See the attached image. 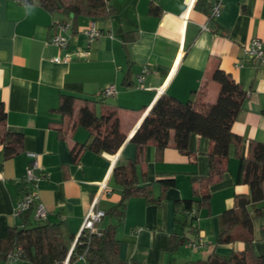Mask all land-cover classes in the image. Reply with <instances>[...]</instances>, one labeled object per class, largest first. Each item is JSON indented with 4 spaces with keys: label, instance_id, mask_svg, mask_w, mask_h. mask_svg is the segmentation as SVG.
Segmentation results:
<instances>
[{
    "label": "crops",
    "instance_id": "0c3cea01",
    "mask_svg": "<svg viewBox=\"0 0 264 264\" xmlns=\"http://www.w3.org/2000/svg\"><path fill=\"white\" fill-rule=\"evenodd\" d=\"M214 1L106 0L112 14L96 22L101 35L88 44L82 30L90 20L80 18L76 31L68 30V48L62 51L50 38L67 23L66 15L49 13L37 4L0 0V103L7 114L6 126L23 133L17 155L4 159L0 146V238L19 223L14 212L24 193L29 153L36 155L40 167L36 173L42 175L38 201L47 211L46 220L62 223L63 234L73 237L69 249L102 183L108 187L98 202L104 216L95 228L116 224L106 213L120 197L112 170L118 160L134 159L130 139L137 125L162 94L186 102L207 82L204 101L214 103L219 85L211 77L216 68L230 74L247 94L232 125L243 138L239 153H247L249 140L264 142V62L247 52L252 38L264 42V0H221L220 15L210 20ZM151 6L158 12L153 13ZM57 56H68V61L55 62ZM111 86L114 92L107 101L118 107L124 141L114 155L84 150L75 160L72 148L84 144L88 134L74 125L75 114L62 118L55 111L60 95L79 98L78 109L83 99H93ZM187 145L189 154L169 145L159 162L154 145L146 147L138 172L143 170L152 182L154 198L161 192L155 182L159 175H173L175 184L159 203L137 197L127 201L124 219L116 227L118 256L125 264H184L205 260L212 252L229 256L244 249L240 240L219 243V216L234 206L235 193L248 191L236 182L239 160L233 148L226 171L209 187V208H201L192 223L198 228L197 246L169 249L173 234L197 241L188 226L177 222L184 216L175 213L174 203L193 198L196 184L190 176L208 174L211 144L191 134ZM252 245L256 255L264 256V239H255ZM69 262L90 264L83 256ZM15 264L33 263L19 259Z\"/></svg>",
    "mask_w": 264,
    "mask_h": 264
},
{
    "label": "trees",
    "instance_id": "16d2710c",
    "mask_svg": "<svg viewBox=\"0 0 264 264\" xmlns=\"http://www.w3.org/2000/svg\"><path fill=\"white\" fill-rule=\"evenodd\" d=\"M20 2L27 5L37 4L52 14L66 15L67 23L63 24H67L68 30L71 31H76L80 18L97 22L112 14L106 0ZM150 10L157 13L158 7L151 6ZM211 80L219 85L217 98L212 104H206L204 101L207 82L186 102L168 94H162L156 99L130 139L135 145L134 159L126 162L118 160L112 170V179L120 188V197L106 213L116 224H110L103 229L95 228L90 233L80 235L69 255V261L83 256L90 264H125L118 256L119 240L116 237V227L124 219L127 201L137 197L145 199L147 203H159L165 190L175 184L173 175H159L155 182L160 185L161 192L158 198H154L152 182L147 181L143 170L138 172V168L145 161L146 147L150 143L154 145L155 159L159 162L163 159L164 149L169 145L183 154H189V136L198 134L207 138L211 144L208 152V174H191V181L193 185L196 184L193 198L175 201V213L184 216L183 219L176 220L181 225L188 226L190 232L195 234V240H198V228L192 223L197 220L201 208H209V187L226 171L227 160L233 148L239 160L236 182L246 185L248 191L235 193L234 206L219 216V243L240 240L244 243V249L229 256L212 252L205 260L184 264H264V256L256 255L252 245L255 239H264V142L249 140L247 153H239L243 138L233 131L232 125L247 94L239 82L219 68L215 69ZM107 97L100 93L93 99H83L84 103L77 109L79 98L67 94L60 95L55 111L62 118L75 114L74 125L83 127L88 134L84 144L72 148L75 160L79 159L84 150L114 155L121 147L125 137L120 130L118 107L108 102ZM97 104L101 107L99 110L96 109ZM6 116L5 107L0 103V146L4 159L17 155L23 145V133L8 128ZM59 124H62V121ZM26 187L24 183V192ZM35 205L36 202L20 213L17 216L18 225L9 228L5 238H0V262L5 263L7 254L17 251L20 259H26L33 264L64 263L73 237L63 234L62 223L36 219ZM192 211H195L194 215L189 214ZM190 242H193L191 238L173 234L169 249L174 251Z\"/></svg>",
    "mask_w": 264,
    "mask_h": 264
},
{
    "label": "built area",
    "instance_id": "2783aa9c",
    "mask_svg": "<svg viewBox=\"0 0 264 264\" xmlns=\"http://www.w3.org/2000/svg\"><path fill=\"white\" fill-rule=\"evenodd\" d=\"M17 2H20V0H15ZM222 9V2L221 0H216L211 4L210 11H209V19L213 20L216 19ZM204 29L206 27H203ZM58 32L55 33L50 38V42L57 46L60 50L65 51L68 48L69 38H68V25L67 24H60L58 28ZM101 30L97 26V23L95 21L90 20L89 24L86 28L82 30L83 36L86 38L88 44H91L95 39H97L101 35ZM247 52L249 56L254 59L258 60L260 62H264V42H262L259 38H252L248 44ZM80 54H85V52H82ZM53 60L55 62H61V61H68V56L62 58L60 56L54 57ZM148 72V70L145 68L144 73ZM143 73V74H144ZM143 74L140 75L139 82H142L143 80ZM114 92V87L111 86L107 89H104L101 93L105 96H110ZM31 158L30 165L25 170V183L27 185L26 191L23 193L21 198L17 201V205L15 208L14 215L17 217L20 213L28 210L30 206L36 202L35 208H34V217L36 219L44 220L47 217V211L45 207L38 201V197L36 194V188L38 182L41 180L42 175L39 173H36L40 169L37 157L34 153L28 154ZM108 190V187L105 183H102L99 186V191L93 198V201L86 213L85 219L82 223L81 229L79 233L77 234L75 241L73 242L72 248L69 250L68 256L66 257L64 264H70L69 262V255L72 253L74 246L76 242L78 241V238L80 235L84 233H90L95 230V225L101 220V218L104 216V211L100 210L98 208V202L102 198V196L106 193ZM190 215H194L195 211L189 212ZM197 241H193L188 243L189 246L195 247L197 246ZM20 259L19 253L17 251H13L7 254L6 260L4 264H15Z\"/></svg>",
    "mask_w": 264,
    "mask_h": 264
},
{
    "label": "water",
    "instance_id": "95a60500",
    "mask_svg": "<svg viewBox=\"0 0 264 264\" xmlns=\"http://www.w3.org/2000/svg\"><path fill=\"white\" fill-rule=\"evenodd\" d=\"M73 14H71V16H72ZM140 124V123H139ZM139 126L137 125V127L136 128H138ZM135 131H136V129H135Z\"/></svg>",
    "mask_w": 264,
    "mask_h": 264
},
{
    "label": "rangeland",
    "instance_id": "374dc122",
    "mask_svg": "<svg viewBox=\"0 0 264 264\" xmlns=\"http://www.w3.org/2000/svg\"><path fill=\"white\" fill-rule=\"evenodd\" d=\"M64 1H68V0H64Z\"/></svg>",
    "mask_w": 264,
    "mask_h": 264
}]
</instances>
